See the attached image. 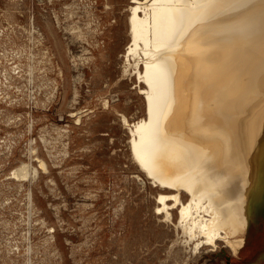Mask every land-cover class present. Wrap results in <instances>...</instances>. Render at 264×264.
Segmentation results:
<instances>
[{"label": "rangeland", "instance_id": "rangeland-1", "mask_svg": "<svg viewBox=\"0 0 264 264\" xmlns=\"http://www.w3.org/2000/svg\"><path fill=\"white\" fill-rule=\"evenodd\" d=\"M106 1L0 0V264H184L120 121L144 109L122 70L129 0ZM247 238L188 264H264L262 217Z\"/></svg>", "mask_w": 264, "mask_h": 264}, {"label": "bare ground", "instance_id": "bare-ground-1", "mask_svg": "<svg viewBox=\"0 0 264 264\" xmlns=\"http://www.w3.org/2000/svg\"><path fill=\"white\" fill-rule=\"evenodd\" d=\"M125 12L122 70L144 109L120 121L134 169L157 191L153 214L184 264L220 248L238 258L264 219V0H129ZM36 173L22 162L11 178Z\"/></svg>", "mask_w": 264, "mask_h": 264}]
</instances>
